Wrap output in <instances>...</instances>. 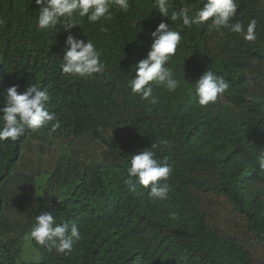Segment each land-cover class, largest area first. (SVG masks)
Masks as SVG:
<instances>
[{"label": "trees", "instance_id": "16d2710c", "mask_svg": "<svg viewBox=\"0 0 264 264\" xmlns=\"http://www.w3.org/2000/svg\"><path fill=\"white\" fill-rule=\"evenodd\" d=\"M152 2L129 0L128 12L114 7L111 19L89 23L85 17L72 29L94 43L105 64L103 74L83 79L62 73L67 33L39 31L34 0H0V94L13 85L20 93L33 84L47 89L46 106L60 128L35 134L69 143L87 136L110 156L74 163L61 149L36 216L46 211L58 224L75 223L82 238L68 254L35 243L41 259L29 264H256L237 233L264 245V0H236L235 19L244 32L257 21L254 42L243 33L217 31L211 21L188 29L151 11ZM188 2L202 6L200 0ZM162 20L182 35L167 65L180 84L174 92L154 85L159 103L152 105L133 94L129 82ZM207 70L230 87L216 103L200 106L194 82ZM31 133L0 142V183ZM140 150L172 165L166 199L152 197L150 188L128 175ZM216 197L236 216L237 233L210 220ZM19 251L15 239L0 238V264H17Z\"/></svg>", "mask_w": 264, "mask_h": 264}, {"label": "clouds", "instance_id": "9594fccd", "mask_svg": "<svg viewBox=\"0 0 264 264\" xmlns=\"http://www.w3.org/2000/svg\"><path fill=\"white\" fill-rule=\"evenodd\" d=\"M39 6L37 28L50 33L61 29L67 33L63 63V74L75 78L89 79L97 74H103L105 64L101 61V52L90 40L85 42L72 33L76 26L81 27V21L87 17L89 23L111 19L112 8L128 12L129 0H34ZM197 8L188 0H153V9L172 22L181 21L188 29L199 27L211 21L210 27L220 31L226 29L231 33H243L244 39L257 40V21L252 19L244 32V25L235 19L238 4L236 0H200ZM237 21V22H233ZM3 24V20H0ZM151 45L145 58L135 65V75L129 82L133 94L148 101L152 105L159 103V98L153 95V86H162L168 92H174L180 81L174 78L173 71L167 66L176 55L182 35L163 20L151 32ZM229 83L212 70L205 71L195 82V94L200 106L214 104L229 89ZM19 85H13L0 95L4 96V107L0 108V142L17 141L27 130L33 132L49 128L55 133L60 128V121L54 112L46 106L50 101L47 89L38 85H29L23 93L18 92ZM50 126V127H49ZM163 143H167L164 141ZM155 147V145H153ZM259 167L264 170V154L259 157ZM130 177H135L138 183L150 188L154 198L166 199L171 190L167 183L172 165L165 159L159 160L152 150H140L132 156L127 169ZM28 238L38 245L55 249L59 253H71L73 247L82 238L78 226L73 223L58 224L50 212L41 211L28 233Z\"/></svg>", "mask_w": 264, "mask_h": 264}, {"label": "rangeland", "instance_id": "374dc122", "mask_svg": "<svg viewBox=\"0 0 264 264\" xmlns=\"http://www.w3.org/2000/svg\"><path fill=\"white\" fill-rule=\"evenodd\" d=\"M120 130L124 131L121 128ZM108 133L115 137L114 131ZM77 140L79 141L69 143L68 140L46 139L37 136L35 132L31 133L21 145L17 164L0 183V238L15 239L19 243L17 264L39 262L41 259L36 242L28 238V233L35 222L36 212L43 202L42 191L49 185L50 171L61 157V149L62 154L73 155L74 163L77 159L82 163H88L110 158L105 146L98 140L87 136ZM126 140L129 142V139ZM211 204L213 211L210 210L212 213L210 220L215 219V223L227 232H236V228L232 225L237 218L225 199L216 197ZM239 229L243 230L240 226ZM237 235L242 239L255 263L264 264V245L257 243L249 235L250 238L248 236L242 238L240 233Z\"/></svg>", "mask_w": 264, "mask_h": 264}]
</instances>
